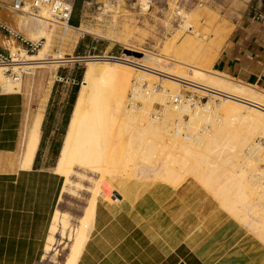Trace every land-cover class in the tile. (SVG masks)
I'll list each match as a JSON object with an SVG mask.
<instances>
[{
    "label": "crops",
    "instance_id": "crops-1",
    "mask_svg": "<svg viewBox=\"0 0 264 264\" xmlns=\"http://www.w3.org/2000/svg\"><path fill=\"white\" fill-rule=\"evenodd\" d=\"M18 1L29 0H0V27L4 28H0V53L6 57L11 53L3 42L13 41L22 50L17 37L32 42L26 37L43 28L18 12ZM201 18L205 23L198 25L195 36L184 38L174 55L190 67L264 91V11L227 16L219 24L208 10L194 15L196 22ZM28 90L25 83L19 91L0 87V264L49 263L46 245L51 220L66 196L64 177L49 162L69 95L51 94L39 103ZM38 110L42 112L39 141L32 154H26V125ZM207 192L194 180L177 186L141 181L132 182L123 197L118 194L117 204L98 200L74 264H174L173 260L175 264H264V244L255 234L246 233L243 224ZM86 207L87 203L80 217ZM9 247L15 248L11 252Z\"/></svg>",
    "mask_w": 264,
    "mask_h": 264
},
{
    "label": "bare ground",
    "instance_id": "bare-ground-1",
    "mask_svg": "<svg viewBox=\"0 0 264 264\" xmlns=\"http://www.w3.org/2000/svg\"><path fill=\"white\" fill-rule=\"evenodd\" d=\"M144 7L143 11L146 12L148 9L147 4L144 3ZM31 19L43 27L35 36H27L28 40L31 41L45 40L38 53L29 55L19 49L13 41L3 42L5 47L10 50V56L13 59L12 63L15 67L20 68L23 73H28V67L37 66L40 60L45 59L44 53L48 48L50 37L48 34L50 31L48 25L62 29L60 35L62 38H69L68 35L70 33L66 31L70 29L69 25H66L64 22L50 21L42 14ZM30 22L33 23L32 21ZM24 25L26 24L24 23ZM32 26L34 25L32 24ZM184 27L188 31H193V28L188 24ZM77 31L79 33H87L86 29L79 28ZM2 45L1 48H3ZM146 55L147 58L156 59L159 63L171 61L169 58L160 55H149L147 52ZM96 58L98 60L100 57ZM116 60L108 62L109 71L104 72V74L102 72V75L97 79L93 78V66L88 64L84 76L85 80L77 93L54 167L55 172L64 177V181L70 178L75 166L99 175L98 182L96 181V185L94 184L95 187L93 186L94 188L91 189L92 194L90 195L91 197L83 216L78 221V227L76 229H70L69 231V236L73 238V245L70 248V253L64 264H74L77 260L82 245L86 240L85 230L87 224L91 221V214L95 203L98 200H103L111 204H117L119 200L112 193L116 192L123 197L128 191V186L131 187L132 183L128 180L118 182L117 178L120 175V171L129 173L127 170L136 162L137 158L133 157L137 153H140V156L137 157L142 158L141 162L147 163H150L152 157L157 156V154H160L159 157H163L164 155L168 157L170 163L176 159L175 156H178L180 159L171 164H182L181 167L185 169V174L181 175L182 178L185 180L186 177H191L195 179L194 181L200 183V185L206 188V192L209 191V193H212V197L214 196L216 198L221 209H226L235 219L239 218V221L240 219L243 220V224L245 223L264 244V204L261 201L254 202L255 199L253 200L254 195L264 193V188L261 187L262 183H260L259 179L252 181L251 178L250 180L249 176L252 177V174L255 175L257 171L254 169L248 175L246 169L242 166L244 163L247 168H255L254 164L256 161L264 162L263 150H261L260 146L254 144L252 140L253 133L256 131H259L264 137V91L254 86L236 83L221 75L211 72L206 73L201 69H197V67L194 68L192 66L190 67V65L179 63L181 66H188L187 69L191 72L188 73L187 71L188 74L181 72L182 76L179 77L168 74V76L175 77V79L169 80L173 83L168 88L169 92L164 91L163 94H158L156 91L150 90L151 85L147 86V89H149L147 92H144L141 88H136L132 85V76L134 74L135 76L133 77L138 82L137 84L144 80H146L145 82L147 80L150 82L153 77L163 76L167 79L171 77H166L167 74L162 75L164 74L162 71L152 68L148 69L147 67L149 65L147 67L145 65L147 69L140 66L135 67L136 69L141 68L138 70H142V72H138L140 73L139 75H136L135 72H132L134 70H129L131 68L123 66L120 68L118 66L120 65V61ZM58 63H60V60H54L52 62L53 65ZM4 68L0 64V80L7 82L6 84L9 90L12 89V85L3 76ZM120 70L123 71V74H120ZM149 70L153 71L151 72ZM154 70L159 74L154 73ZM152 74L156 75L151 76ZM176 78L183 81L176 80ZM17 86L19 87L20 84H17ZM181 87H193L206 93L209 92L211 95L220 98L221 101L218 106L207 104L205 107H195L196 109L193 112L182 101L177 106L172 105V101L176 99L174 95L182 98L180 93L182 90ZM130 101H132V106L128 109ZM157 101L163 105H166L167 101L169 103V105L164 107L161 113L162 119L159 118L160 121L158 118H153V120L149 118L151 111L148 108L151 107L153 102L156 103ZM137 102L140 103L141 108H137ZM185 116L189 119L186 123L183 119ZM215 119L218 120V123L215 122ZM41 120L42 112L38 110L30 117L29 123L26 125L23 139L26 154H32L37 147ZM200 124H208L210 129L206 132L202 131L203 133L201 134L196 133L195 130H198V125ZM190 126L195 128V133L187 135L185 128ZM121 133L127 134V136L124 134L127 137L124 142L122 141L123 139L120 140L119 138ZM168 158L166 159L167 162ZM242 159L244 161L240 164ZM163 164L162 169L166 174L163 176L165 184H168V186L179 185L181 181H174L175 175L178 173H174L173 169L167 166V163ZM127 174L123 175L127 176ZM260 174L264 179V170ZM237 204L242 206L241 210L238 209ZM58 217V211H56L51 220V229L59 221ZM62 218L64 217L62 216ZM66 221L61 220L63 227L67 225ZM245 225L240 226L246 227ZM9 248L11 249V247ZM13 248L10 250L11 252ZM19 252H17V256H19ZM178 253L183 254V251L181 252L180 249ZM175 260L178 261L177 258ZM172 263L175 264L176 262L173 260Z\"/></svg>",
    "mask_w": 264,
    "mask_h": 264
},
{
    "label": "rangeland",
    "instance_id": "rangeland-1",
    "mask_svg": "<svg viewBox=\"0 0 264 264\" xmlns=\"http://www.w3.org/2000/svg\"><path fill=\"white\" fill-rule=\"evenodd\" d=\"M144 1L142 5L141 0H90L88 3H83L80 12L81 19L79 26L71 27L68 24L70 29L66 31L67 33L70 32L68 35L69 38L60 37L62 29H59L58 27H54L52 25H48V27L50 26L51 28L60 31H49L48 34L50 35V37L48 41V48L44 53L45 59L40 60L37 66L34 65L35 67H28V73H23L20 68L15 67L12 63V58L9 64H1L5 67L3 70V76L11 83L13 90H8L6 84L7 82L5 80H0V87L4 91L8 90V92H11L14 90L19 91L18 89H21L23 83L28 84V92H30V94L33 96H39V103H41L43 100L45 101L51 94L56 97L69 95L72 86L75 85H78L79 91L85 80L84 76L88 64H91V66H93V78L97 79L102 74H104V72L109 71V66L107 63L115 59H117L116 61H120V65H118L120 66V68H122L121 66L131 68L129 70H134L132 72H135L136 75L140 74L138 72H142V70H138L141 68H135L137 66H140L144 69L152 68L162 71V73L164 72V74L162 75L167 74L166 77L168 78L170 76H168V74L179 77L182 76V73L188 74L191 71L187 69V67L189 66L187 63L183 62L179 58V56L174 55V51L181 45L184 38H186L187 36L196 35L199 24L205 23L204 18H201L199 22H196L194 20V15L196 13L200 12L201 10H208V12L216 16L217 24H219L227 16L232 15L233 17L237 18V15H242L243 13L259 15L264 11V0ZM147 1L149 8L145 12L143 11V8H145L144 3L147 4ZM41 14L44 15L48 20L55 21L46 10H43L39 15ZM185 22H189L191 24L193 28L192 32L185 29L184 26L187 25V23ZM79 28L86 29L87 33H79L77 31V29ZM85 37H88V39H86ZM199 39H202V34H200ZM79 41L82 42V49L81 52L77 54L76 48ZM32 42L37 43L38 48L33 53H27L29 55H35L36 53H38L39 49L42 48L45 40H34ZM22 48V51L25 52V47L22 46ZM146 52L149 55H160L169 58L171 61H164V63H159L156 59L147 58ZM96 57L100 58L97 60ZM54 60H60V63L53 65L52 62ZM89 60L90 62L92 60V62L88 63ZM179 63L188 66H181ZM145 65L146 67L147 65H149V67L146 68ZM155 70L154 73L159 74ZM6 71L8 72L6 73ZM149 71L152 72L153 70ZM11 73L13 74L11 75ZM120 74H123L122 70H120ZM156 74H152L151 76H155ZM13 75L18 76L17 81L12 80ZM133 76H135V74ZM133 76V86H135L136 88H141V90L147 92L149 89H147V86L151 85L150 90L156 91L158 94H163L164 91L169 92L168 88L173 85V83H171L169 80L173 78L175 79L174 76H170V79H167L163 76H158L153 77L154 80L152 79L150 80V82L149 80H147V82H145L146 80H144L140 82L139 85L137 84L138 82L134 80ZM58 78L61 80H59ZM176 80L179 79L176 78ZM17 84H20V86L18 87ZM181 88L182 90L180 93L182 98L178 95H174V97L182 101L184 105H187L192 112L196 109L195 107H205L207 104L218 106L221 101L220 98L211 95L209 92L206 93L193 87ZM136 104L137 108L142 107L139 102H137ZM166 105H169L168 101ZM166 105L160 104V102L158 103V101L156 103L153 102L151 107L148 108L151 111L149 114V118L153 120L152 115L156 114V111H161L162 113ZM172 105L176 104H173L172 101ZM173 108L176 109V107L174 106ZM161 113L159 117L160 119H162ZM159 118L158 120L160 121ZM183 119L185 123L189 121L186 116ZM215 122L218 123V120L215 119ZM195 125L197 126V124ZM209 129L210 127L208 126V124L198 125V130H195V128H193L192 126L185 128V130H187V135H192V133H195L194 130L196 131V133L198 132L199 134H201L203 133L202 131L206 132ZM122 134L123 133L120 134L121 136L119 138L120 140L123 139L122 141L124 142L127 138V134L124 133L126 136ZM253 135V143L260 146L261 150H263L264 153V137L259 133V131L254 132ZM56 139L60 140V137L57 136ZM62 139L60 140L61 144ZM137 156H140V153H137V155L133 157L137 158V160L127 170V172H129L128 174L124 173V171H120V175H118L117 178L118 182L128 180L131 183L134 181L151 183L159 181L161 183H165V180H163V176H165L166 174L162 169V166H164L163 163H167V166L171 167L174 173H178H176L177 175H175V182L177 180L181 181V183L186 180H195L191 177H186L185 180L182 178L181 175L185 174V169L181 167V163L179 165L171 164L172 162L178 161L180 159L178 156H175L176 159L172 160L171 163L169 162V158L165 155L163 157H159L160 154H157V156H153V160L151 159L150 163L141 162L142 158H139ZM57 157L58 154L51 158V161L49 162L51 166L55 167ZM163 158L165 159V161L168 158V162H165ZM156 159L159 164L156 162ZM243 161L244 159L241 160L240 164ZM256 162L255 164L253 163L255 168H247L245 166L246 164L244 163L242 166H244L248 175H250L251 171L255 169L257 172H255V175L252 174V177L249 176L250 180L251 178L252 181L259 179L260 183H262L261 187L264 188V179L260 174L264 170V162ZM88 172H90L91 174ZM123 174H127V176H124ZM98 180L99 175L97 173L75 166L74 172L71 173L70 178L64 181L63 192L64 194H66V196L61 203L59 210H57L59 221H57L56 225H54L52 229L50 228L49 230L46 245V254L50 256V258L49 263L45 264H64V262L66 261V258L70 253V248L73 245V238L69 236V231L70 229L72 230L78 227V221L81 218L80 216L82 208L86 205V203L88 205V201L91 197L90 195L92 194L91 189L95 187V183H97ZM129 189H131V187L128 186V191L125 193V195L128 194ZM253 200L254 202L261 201L264 204V193L254 195ZM237 207L239 210L242 209V206L239 204H237ZM222 210L224 212H227V214H229L230 216L234 217L228 211H226V209L222 208ZM246 214L249 215V213L247 212ZM62 216L64 218H62ZM61 220H67V225L63 227L61 225ZM237 220L239 221V218ZM240 221L239 222L243 224V220L240 219ZM90 224L91 221L89 222V224H87V228L85 230L86 237ZM244 225L245 223L243 224V226ZM245 226L246 227H243L244 231H246V233H248L249 235H254V232L247 225Z\"/></svg>",
    "mask_w": 264,
    "mask_h": 264
},
{
    "label": "built area",
    "instance_id": "built-area-1",
    "mask_svg": "<svg viewBox=\"0 0 264 264\" xmlns=\"http://www.w3.org/2000/svg\"><path fill=\"white\" fill-rule=\"evenodd\" d=\"M75 0H29L28 2L18 1L15 5L19 13L27 17H37L43 10H46L50 16L56 22H64L68 25L69 19L71 17L73 5ZM4 29L3 27H0ZM17 37V36H16ZM17 41L20 42L22 46L25 47V53H33L38 48L37 43L24 40L22 37H17ZM11 57L4 56L0 53V64H9ZM8 71H6L7 73ZM13 73H11L12 75ZM59 79V78H58ZM13 81L18 80L17 75H13ZM61 80V79H59ZM180 100L176 98L173 104L178 105ZM132 106V101L128 104V107ZM156 115H152L153 118H159L161 111H156Z\"/></svg>",
    "mask_w": 264,
    "mask_h": 264
},
{
    "label": "trees",
    "instance_id": "trees-1",
    "mask_svg": "<svg viewBox=\"0 0 264 264\" xmlns=\"http://www.w3.org/2000/svg\"><path fill=\"white\" fill-rule=\"evenodd\" d=\"M88 1H90V0H75L74 1L71 17H70L69 22H68V24L71 27H78L79 26L81 7H82L84 2H88ZM85 38L88 39V37H85ZM81 49H82V42L79 41L77 48H76V53L79 54L81 52ZM77 91H78V85L72 86L70 94H69L67 106H66L65 111L63 113L62 123H61V126L59 127V133L57 135L60 137V140L64 136V130L67 126L69 116L71 114L72 107H73V104L75 102ZM60 140H58V142L55 145V148L53 150V156H56L58 154V150L61 146Z\"/></svg>",
    "mask_w": 264,
    "mask_h": 264
},
{
    "label": "water",
    "instance_id": "water-1",
    "mask_svg": "<svg viewBox=\"0 0 264 264\" xmlns=\"http://www.w3.org/2000/svg\"><path fill=\"white\" fill-rule=\"evenodd\" d=\"M113 196L116 197L117 199H120V196L116 192H113Z\"/></svg>",
    "mask_w": 264,
    "mask_h": 264
}]
</instances>
